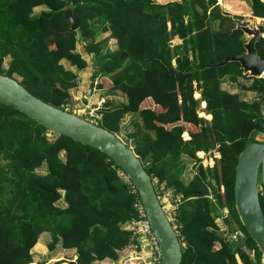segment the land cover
I'll use <instances>...</instances> for the list:
<instances>
[{"label": "trees", "instance_id": "16d2710c", "mask_svg": "<svg viewBox=\"0 0 264 264\" xmlns=\"http://www.w3.org/2000/svg\"><path fill=\"white\" fill-rule=\"evenodd\" d=\"M245 1L253 16L264 18V0ZM67 4L76 30L64 18ZM102 33L107 35L98 39ZM174 38L181 42L173 44ZM246 40L217 0H0V74L68 112H74L79 79L93 85L98 77L104 99L94 123L117 135L125 115L138 117L125 134L134 153L152 180L181 196L180 264H238L236 254L241 264L262 263L235 210L234 181L239 153L263 128L264 78L243 74L236 61L213 66L241 54ZM255 47L264 60V37ZM88 67L89 75L83 71ZM224 79L237 91L223 89ZM147 98L157 110L140 107ZM50 134L0 101V264H43L32 254L43 232L50 236L49 252L75 250L67 264L120 263L135 249L126 224L138 195L105 153ZM199 151L220 156L203 167ZM186 159L193 161L189 178ZM43 165L45 173H37ZM259 203L264 215L261 195ZM222 207L229 209L223 220L228 231L242 232L236 242L226 241L215 221Z\"/></svg>", "mask_w": 264, "mask_h": 264}, {"label": "water", "instance_id": "95a60500", "mask_svg": "<svg viewBox=\"0 0 264 264\" xmlns=\"http://www.w3.org/2000/svg\"><path fill=\"white\" fill-rule=\"evenodd\" d=\"M62 10L68 28L76 30L78 24L72 16L71 4H67ZM236 28L241 29L247 37L243 44L244 51L238 55L227 56L213 66H223L230 61H236L243 74L257 78L264 72V60L258 56L255 47V43L261 38V29L249 24L238 25ZM0 101L31 117L46 127L48 133L67 136L74 141L92 146L110 157L137 190L152 232L159 244L161 264L181 263V244L177 233L161 206L151 176L130 145L102 126L42 101L18 80L3 74H0ZM262 160H264V143L249 142L239 153L235 166L234 207L241 224L262 253L261 264H264V215L257 189L258 169Z\"/></svg>", "mask_w": 264, "mask_h": 264}, {"label": "built area", "instance_id": "2783aa9c", "mask_svg": "<svg viewBox=\"0 0 264 264\" xmlns=\"http://www.w3.org/2000/svg\"><path fill=\"white\" fill-rule=\"evenodd\" d=\"M246 23H248L250 26L252 25L258 26L261 29V38L264 37L263 18L260 19L258 18L257 20L247 19ZM79 46L82 47L83 44L80 43ZM257 78H264V72ZM97 82H98V77H96L93 81L92 91L102 92L101 90H98ZM102 102H103V98L101 96L99 103L93 105L92 107L88 104L87 105L84 104L86 114L88 115L85 119L92 122L100 119L101 115L99 113V107ZM77 105L78 104L76 103L74 106L75 109L77 108ZM68 107L69 106L67 104L66 108ZM77 110L79 109L77 108ZM73 111L74 113L80 116V114L76 110ZM203 114L204 113H200V116H203ZM260 119L263 123V128L253 135V140L256 142L264 143V101L263 104L261 105ZM183 137L187 139L188 135L184 133ZM200 153L203 155H200ZM196 156L199 159V164H201L203 167H212L214 164V159L219 158V153L216 151L207 152V153L197 152ZM120 176L124 182L130 184L131 191L138 195L137 190L135 189L134 185L131 183L129 178L123 173H120ZM155 183L157 184L156 180ZM257 189L259 196L261 195L264 198V160L261 161L258 169ZM220 191H223V187L220 188ZM157 192L159 194L158 195L159 200L167 218L169 219L173 228L177 230L179 225L176 217H177L178 205L181 201V196L175 194L173 192V189L166 188L163 183L157 186ZM208 196L211 197L210 194ZM133 210H134V215L127 222L126 227L131 232L132 239L135 240V243L131 245L135 247V249L134 250L130 249L132 252L128 255L123 256L121 258L120 263L114 262L112 264H161V253L159 249V244L152 232L150 223L146 217L145 208L142 205L139 196H138V201H136V203L133 206ZM228 216H229V209L227 207H222L218 209L217 218H222V220H224ZM221 228L220 229L223 231L226 241L236 242L242 237V232L239 229L228 231L225 225L224 227ZM249 255L250 258L253 259L252 253H250ZM236 258L239 261L238 255H236Z\"/></svg>", "mask_w": 264, "mask_h": 264}, {"label": "crops", "instance_id": "0c3cea01", "mask_svg": "<svg viewBox=\"0 0 264 264\" xmlns=\"http://www.w3.org/2000/svg\"><path fill=\"white\" fill-rule=\"evenodd\" d=\"M155 1H157L159 3H166L168 1H174V0H155ZM176 1H178V0H176ZM217 4L219 5L223 15L226 14V15H228V17L233 18L234 23H235V27L238 26V25H242V24H244V25L248 24V23H246L247 19H249V20L250 19L257 20L259 18V17H255V16L252 15L250 6L247 4V2L245 0H222V1L221 0H217ZM234 16H238V17H241V18L236 20V19H234ZM173 41H175V42H173ZM109 42H110L109 47L111 49L116 48V45H115L114 40L112 38L109 39ZM180 42H181V40L178 39V38H174L172 40L173 44H178ZM62 63H65V61H63ZM84 73H86V72L84 71ZM84 73L83 72L82 73L81 72L80 73L77 72L78 75H83ZM240 81H241V79H240ZM82 83H84V80L79 79L78 91L80 90V87H81ZM222 88L228 90L229 92H236L237 91V88H235V85L232 84L228 79H224L223 80ZM98 90H100V89H98ZM249 94H251V97L254 95L251 92H246L247 96L246 95L245 96L248 97V96H250ZM101 96L103 98L102 92H97V93L95 92L92 100L94 98L97 100ZM198 96H199L198 94H197V96L195 94V97H198ZM204 105H205V103L203 102L202 106H204ZM153 106L154 105H153L152 101L149 98L145 99L140 105L141 108L150 107L152 109L155 108ZM203 116L206 119H210L211 118L210 115L203 114ZM41 174H43V173H41ZM41 242H42V240H41ZM39 245H37L35 247V249ZM58 247H57V249H58ZM43 248H44V245H43ZM57 249L55 251H53V252H48V250H46V248H45V252H42V250H40L39 252H34L35 254H37V256H34V259L36 260V261L35 260L34 261L36 263L37 262H42L43 264H46L47 261H48L47 263L56 262L57 261L56 259L59 258L58 256L61 254V252H64V256H62L60 258L61 261H63L62 264H67L64 261L68 262L70 260L73 261L75 259V250L74 249H58V250ZM71 255H73V256H71ZM67 256H70V257H67ZM45 259H47V261H45ZM99 262H108V260L105 259L103 261H94L93 264H100ZM238 264H241L240 260L238 261Z\"/></svg>", "mask_w": 264, "mask_h": 264}, {"label": "rangeland", "instance_id": "374dc122", "mask_svg": "<svg viewBox=\"0 0 264 264\" xmlns=\"http://www.w3.org/2000/svg\"><path fill=\"white\" fill-rule=\"evenodd\" d=\"M41 8L42 7H38V8H35V10H34V12L35 13H38L40 10H41ZM107 34L106 33H102V34H100L99 36H98V39H102V37H105ZM173 42H175V41H173ZM107 45H110V42H109V40H108V42H107ZM80 49L83 47H80V46H78ZM87 59H90L89 57H87ZM7 62H8V58H6L5 60H4V65L6 66L7 65ZM65 64V63H64ZM66 65V64H65ZM67 67V66H66ZM73 70H74V68H72ZM75 71V70H74ZM83 71H85L86 73H87V75H89V71H90V69H89V67L88 68H85ZM87 75H86V77H87ZM249 82V80H241V83H248ZM96 92V91H95ZM94 91H92V84H91V82H90V80L88 79H85L84 80V83H82L81 84V87H80V90L79 91H77V93H76V95L74 96L75 98H76V100H77V108L79 109V110H77V108L76 109H74V110H76L79 114H80V116H82V118H86L88 115L86 114V110H85V106H84V104H88V105H90L91 107L93 106V105H95V104H97V103H99V100H100V98L99 99H93L92 100V98H93V96H94V93H95ZM97 93V92H96ZM248 95V94H247ZM250 96H248V97H251V94H249ZM79 99V100H78ZM153 107H155V106H153ZM83 109V110H81V109ZM156 110H157V108H155ZM75 111V112H76ZM136 120H138V117L135 115V114H128V115H125V117L122 119V121H121V123H120V131H119V133L117 134L118 136H120V138H122V140H124L125 142H128V144L132 147L133 146V142H132V140H128L127 138H126V136H125V134H126V131L128 132V133H130V132H132V129H133V125L134 124H132V123H134ZM134 121V122H133ZM190 129H192V130H197V128L196 127H193V126H191L190 127ZM48 136H53V134H50V133H48ZM128 140V141H127ZM200 155H203V154H201L200 153ZM210 155H212V154H210ZM186 162H187V166H186V170H185V176L186 177H191V175H192V171H193V169L194 168H191L192 167V165H193V161H191V160H189V159H186ZM198 163V162H197ZM45 170H46V166L45 165H43V167H40V168H38L37 169V173H44L45 172ZM59 205H61V206H63V202L62 201H60L59 203H58ZM216 222L218 223V225H219V227L221 228V227H224V225H225V223L223 222V220H222V218H216ZM222 229V228H221ZM49 239H50V236H49V234L47 233V232H43V233H41L40 234V236H39V238H38V242L36 243V245L33 247V249H32V254H33V260H35L34 259V256H37V254H35L34 252H39L40 250H42V252H45V248H46V250H48L47 249V242L49 241ZM41 240H42V242H41ZM40 244V245H39ZM37 245H39L36 249H35V247L37 246ZM43 245H44V248H43ZM57 249V248H56ZM55 249V250H56ZM58 249H62V248H60V247H58ZM57 249V250H58ZM55 250H53V251H55ZM52 251V252H53ZM49 252V251H48ZM62 256H64V252H61V254L58 256L59 258L58 259H56L57 261H59V260H61L60 258L62 257ZM71 256H73V255H71ZM67 257H70V256H67ZM36 261V260H35ZM34 261V262H35ZM45 261H47V259H45ZM57 261L56 262H50V263H47L46 262V264H57ZM63 262V261H62ZM62 262L60 263V264H62ZM64 262H66L67 263V261H64ZM109 262V261H108ZM100 264H102V262H99ZM104 263H107V262H104Z\"/></svg>", "mask_w": 264, "mask_h": 264}, {"label": "clouds", "instance_id": "9594fccd", "mask_svg": "<svg viewBox=\"0 0 264 264\" xmlns=\"http://www.w3.org/2000/svg\"><path fill=\"white\" fill-rule=\"evenodd\" d=\"M73 113H74V112H73ZM75 114H76V113H75ZM78 116H79V115H78ZM80 117H81V116H80ZM91 122H92V121H91ZM93 123H94V122H93ZM199 152H203V151H199ZM219 156H220V155H219ZM120 173H122V172H119V173H118L119 176H120ZM125 175H126V174H125ZM126 176H127V175H126ZM120 178H121V176H120ZM121 179H122V178H121ZM129 180H130V179H129ZM155 180H156V179H153L152 181H153L154 189H155V191H156V193H157V196H158L159 194H158V192H157V186L160 185L161 183H158V182H157V184H156V183H155ZM156 181H157V180H156ZM131 183H132V182H131ZM163 184H164V183H163ZM164 186H165V184H164ZM166 188H167V187H166ZM138 196H139V195H138ZM139 198H140V197H139ZM158 199H159V196H158ZM159 201H160V200H159ZM161 206H162V205H161ZM168 220H169V219H168ZM215 221H216V220H215ZM172 227H173V226H172ZM173 229H174V228H173ZM174 231L177 233V230L174 229ZM236 255H237V254H236ZM236 255H235V256H236ZM236 259H237V258H236ZM238 259H239V257H238ZM251 259H252V258H251ZM239 260H240V259H239ZM252 260H253V259H252Z\"/></svg>", "mask_w": 264, "mask_h": 264}]
</instances>
